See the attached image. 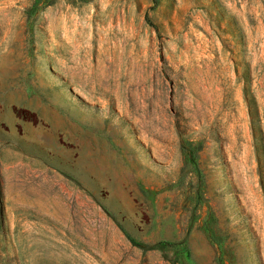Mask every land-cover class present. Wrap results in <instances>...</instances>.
I'll return each instance as SVG.
<instances>
[{"label":"rangeland","instance_id":"rangeland-1","mask_svg":"<svg viewBox=\"0 0 264 264\" xmlns=\"http://www.w3.org/2000/svg\"><path fill=\"white\" fill-rule=\"evenodd\" d=\"M0 264H264V0H0Z\"/></svg>","mask_w":264,"mask_h":264},{"label":"trees","instance_id":"trees-1","mask_svg":"<svg viewBox=\"0 0 264 264\" xmlns=\"http://www.w3.org/2000/svg\"><path fill=\"white\" fill-rule=\"evenodd\" d=\"M146 19H147V21H148L150 24L153 25V23H152L151 19L149 18V15H148V14H146Z\"/></svg>","mask_w":264,"mask_h":264}]
</instances>
